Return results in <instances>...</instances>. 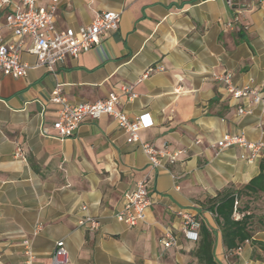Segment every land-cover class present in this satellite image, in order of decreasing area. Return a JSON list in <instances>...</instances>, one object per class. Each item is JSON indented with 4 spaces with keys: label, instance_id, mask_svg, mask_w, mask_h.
Here are the masks:
<instances>
[{
    "label": "crops",
    "instance_id": "obj_1",
    "mask_svg": "<svg viewBox=\"0 0 264 264\" xmlns=\"http://www.w3.org/2000/svg\"><path fill=\"white\" fill-rule=\"evenodd\" d=\"M107 10L121 12L119 27L55 72L45 66L24 77L0 71V264L26 262L25 239L34 264H51L61 239L67 264H200V237L185 236L180 210L216 230L220 264H264L258 244L264 241V192L242 198L252 199L254 217L252 239L240 250L225 249L207 209L257 176L264 162V104L235 97L216 78L231 73L236 86L264 90V0H60L55 22L78 28ZM22 58L32 65L37 60L29 53ZM158 66L163 69L141 78ZM57 86L72 105L114 92L119 109L130 117L148 113L152 125L129 142L105 114L84 119L70 137L51 136L44 130L55 132L60 105L51 94ZM227 133L261 142L252 160L242 155L253 151L238 143L216 145ZM143 143L160 152L162 166L150 163ZM165 153L178 155L170 162ZM142 179L154 202L146 220L131 226L117 214L125 193ZM86 216L97 217L99 226L82 224ZM169 231L177 242L165 247L161 239Z\"/></svg>",
    "mask_w": 264,
    "mask_h": 264
},
{
    "label": "built area",
    "instance_id": "obj_2",
    "mask_svg": "<svg viewBox=\"0 0 264 264\" xmlns=\"http://www.w3.org/2000/svg\"><path fill=\"white\" fill-rule=\"evenodd\" d=\"M228 2L233 4L234 0H228ZM59 3L60 0H51L44 5L40 3V0H0V71L5 75L24 77L30 68L45 66L55 72L67 58L78 57L81 53L92 49L110 30L119 27L121 12L107 10L98 13L89 24L78 28L60 29L55 22ZM23 53L35 55L36 63L32 65L24 60ZM160 69L163 67H149L141 78H146ZM216 78L222 81L226 89L235 97L252 96L255 104H264V90L260 91L249 85L236 86L232 81L231 73L217 75ZM124 90L131 93V98L137 95L132 91L131 85L124 86ZM51 100L60 105L58 118L53 123L55 132L49 133L46 129L44 131L61 139L74 135L84 119H96L105 114L112 116L127 132L129 142L139 140V131L152 125L148 113L130 117L119 109L120 97L114 92L94 102H80L72 105L62 93L61 87L57 86L52 91ZM238 112H252V109L239 107ZM236 143L253 151L251 156L242 155L248 160H252L255 151L261 145V142L252 143L243 137L228 133L218 140L216 145L224 148ZM142 147L153 166H162L159 151L149 143H143ZM16 155L24 158L21 148L18 147ZM165 155L170 162H174L178 153H165ZM153 202L146 180H139L133 189L125 193L124 206L117 216L125 219L131 226L139 225L146 220V210ZM237 205L238 201H235V207ZM83 208L86 209L85 206ZM178 214L183 218L182 231L185 236L198 240L200 220L190 211L180 210ZM80 222L87 224L90 229H96L100 223L97 217L92 216H86ZM161 242L165 247H170L177 242V237L169 231L162 237ZM24 243L28 246L29 258L23 264H34L30 249L31 240L25 239ZM240 249L241 247L237 248V250ZM67 263L68 248L65 240L61 239L56 242L51 264Z\"/></svg>",
    "mask_w": 264,
    "mask_h": 264
},
{
    "label": "trees",
    "instance_id": "obj_3",
    "mask_svg": "<svg viewBox=\"0 0 264 264\" xmlns=\"http://www.w3.org/2000/svg\"><path fill=\"white\" fill-rule=\"evenodd\" d=\"M260 192H264V162L261 163L260 173L252 178L241 188H230L218 198L207 205V209L212 211L219 224L225 249L232 251L240 247L246 240H251L253 236L252 222L253 213L250 210L252 199L242 202V198L249 196L255 198ZM235 201L238 205L235 207ZM243 213L241 218H235V212ZM249 211V213H247ZM200 239L196 249V255L200 264H220L215 257V247L217 242L216 230L200 220ZM264 250V241L258 243Z\"/></svg>",
    "mask_w": 264,
    "mask_h": 264
}]
</instances>
